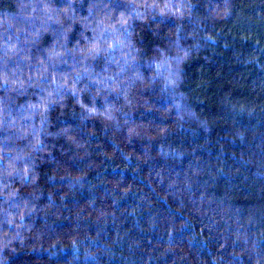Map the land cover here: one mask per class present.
Here are the masks:
<instances>
[{"label": "trees", "instance_id": "obj_1", "mask_svg": "<svg viewBox=\"0 0 264 264\" xmlns=\"http://www.w3.org/2000/svg\"><path fill=\"white\" fill-rule=\"evenodd\" d=\"M0 264H264V0H0Z\"/></svg>", "mask_w": 264, "mask_h": 264}]
</instances>
